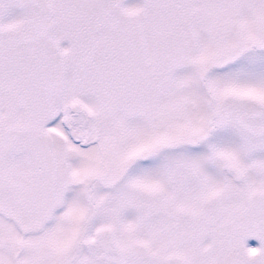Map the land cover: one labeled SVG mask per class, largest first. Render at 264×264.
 <instances>
[{
    "label": "snow or ice",
    "instance_id": "obj_1",
    "mask_svg": "<svg viewBox=\"0 0 264 264\" xmlns=\"http://www.w3.org/2000/svg\"><path fill=\"white\" fill-rule=\"evenodd\" d=\"M0 264H264V0H0Z\"/></svg>",
    "mask_w": 264,
    "mask_h": 264
}]
</instances>
